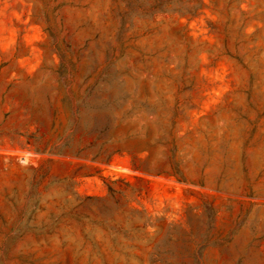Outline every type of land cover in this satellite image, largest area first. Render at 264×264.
Instances as JSON below:
<instances>
[{"label":"rangeland","instance_id":"1","mask_svg":"<svg viewBox=\"0 0 264 264\" xmlns=\"http://www.w3.org/2000/svg\"><path fill=\"white\" fill-rule=\"evenodd\" d=\"M0 264H264V0H0Z\"/></svg>","mask_w":264,"mask_h":264}]
</instances>
